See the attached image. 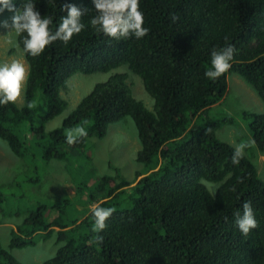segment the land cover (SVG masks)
I'll use <instances>...</instances> for the list:
<instances>
[{"label": "trees", "instance_id": "16d2710c", "mask_svg": "<svg viewBox=\"0 0 264 264\" xmlns=\"http://www.w3.org/2000/svg\"><path fill=\"white\" fill-rule=\"evenodd\" d=\"M14 2L20 7L25 0ZM34 2L41 16L53 18V31L67 14L60 10L65 3L90 11L81 17V33L67 44L57 40L37 57L24 53L23 35L17 36L29 76L22 105L0 106V139L23 158L28 135L42 159L57 160L66 156L67 146L100 139L108 123L130 116L140 145L135 160L144 173L128 181L110 165L114 176L77 185L72 199L80 209L65 198L38 202L9 233L7 248L32 247L52 236L57 248L41 264H264V181L245 155L234 165V148L215 136L234 119L207 115L224 96L228 73L249 84L264 104V0H140L149 32L120 40L90 25L96 15L92 0ZM228 44L237 50L231 68L214 81L207 78L212 50ZM121 65L140 77L153 100L151 112L132 96L126 73L116 71L95 84L59 127L45 132V123L66 107L59 91L69 77ZM34 109L43 113L27 124ZM241 117L254 149L264 153V112L244 110ZM76 126H84L88 135L68 144L66 133ZM246 201L259 226L243 236L235 213ZM95 205L115 208L99 233L92 230ZM48 211L54 213L51 220ZM97 235L103 237L100 244ZM0 264L21 263L0 248Z\"/></svg>", "mask_w": 264, "mask_h": 264}, {"label": "rangeland", "instance_id": "374dc122", "mask_svg": "<svg viewBox=\"0 0 264 264\" xmlns=\"http://www.w3.org/2000/svg\"><path fill=\"white\" fill-rule=\"evenodd\" d=\"M11 16V12H4L0 15V21H8L10 25ZM9 31L10 28L0 27V63L17 60L28 69L22 49L9 43V41L17 43V35ZM116 71L126 73V81L130 84L132 96L151 112L153 100L143 90L140 77L127 65H121L107 72L74 74L69 77L65 88L59 91L60 98L66 102V107L59 115L45 123V132L59 127L62 119L95 84L101 83ZM22 99L23 92L15 104L21 106ZM244 110L263 113L264 104L249 84L238 75L228 73L224 96L207 110V115L215 119L223 116L234 119L232 125H224L215 132L219 141L229 144L234 149L237 144L252 140L247 130V120L241 117ZM42 113L43 110L34 109L28 117L27 124L36 120ZM18 135L22 137L20 130ZM26 138L23 158L11 154L5 142L0 139V248L8 251L21 264H41L50 259L57 248L52 236L46 240L41 239L32 247L11 250L7 248L9 233L16 232V228L22 224L28 212L36 208L38 202L54 204L60 199L64 201L65 198L73 203L72 198L80 182L90 186L88 184L91 181L103 175H115L110 165L118 168L120 175L128 181L134 179L136 172L144 173V168L135 160L140 145L130 116L108 123L105 134L100 139L88 137L83 147L67 146L66 156L62 159L50 161L42 159L40 150L34 146L35 141L28 135ZM254 148H246L244 155L255 164L258 176L264 181V153L259 154ZM73 204L78 209L81 208L80 205ZM45 216L51 220L54 213L48 211ZM51 228L57 231L55 227ZM51 228L42 234L45 235Z\"/></svg>", "mask_w": 264, "mask_h": 264}, {"label": "clouds", "instance_id": "9594fccd", "mask_svg": "<svg viewBox=\"0 0 264 264\" xmlns=\"http://www.w3.org/2000/svg\"><path fill=\"white\" fill-rule=\"evenodd\" d=\"M96 15L90 18V25L109 39H127L134 37L143 38L149 32L144 27V14L140 10V0H92ZM7 10L12 13L11 24L8 21H0V27L10 28L9 32H15L17 36L23 35L22 44L24 53L37 57L57 40L67 44L74 35L84 30L85 25L81 17L89 9H81L75 4L65 3L61 11H66L61 16L60 23L55 31L51 29L52 17L41 16L35 8L34 0H25L20 7L15 6L14 0H0V13ZM175 20L176 17L173 16ZM13 46L19 47L18 43L9 41ZM235 45L228 44L226 47L211 52V68L206 71L205 76L216 80L231 68V61L236 53ZM29 71L25 65L17 60L0 63V106L15 103L21 96L26 86ZM30 108L35 105H29ZM88 135L84 126H76L66 133V142L74 144L78 139ZM255 141L239 143L235 146L231 162L238 165L244 156V150L254 147ZM242 211L235 213V224L243 236H247L252 230L258 228L251 202L242 203ZM115 212L113 207H101L95 205L91 215L94 218L93 232L99 233L107 227L106 221ZM95 242L100 244L103 237L96 236Z\"/></svg>", "mask_w": 264, "mask_h": 264}]
</instances>
